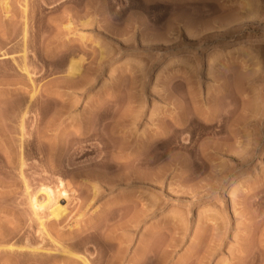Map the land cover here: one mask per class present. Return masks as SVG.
I'll return each instance as SVG.
<instances>
[{
    "label": "rangeland",
    "instance_id": "obj_1",
    "mask_svg": "<svg viewBox=\"0 0 264 264\" xmlns=\"http://www.w3.org/2000/svg\"><path fill=\"white\" fill-rule=\"evenodd\" d=\"M84 259L264 264V0H0V264Z\"/></svg>",
    "mask_w": 264,
    "mask_h": 264
},
{
    "label": "bare ground",
    "instance_id": "obj_2",
    "mask_svg": "<svg viewBox=\"0 0 264 264\" xmlns=\"http://www.w3.org/2000/svg\"><path fill=\"white\" fill-rule=\"evenodd\" d=\"M24 58L26 59V54L24 55ZM26 67H25L24 70L27 69ZM27 73H29V71ZM180 107H182V106H180ZM181 116H183V115H181ZM192 116H194V115H192ZM213 117H212V119H213ZM179 123H181V124L179 125ZM179 123H178L179 126L176 127L177 134H176V141H175V143H176L177 148H183V149L184 148H190L191 146H193L194 141L196 139L195 136L197 135L198 130H203V128H204V130H207L206 128L209 127V126L205 127L206 125H203L202 123L198 122L194 117H191L189 115L186 116L184 118V120L182 119V121L179 122ZM211 127H213V126H211ZM211 127H209V128H211ZM212 130H214V131H212L213 136L218 137L219 134H220L219 133L220 131H215L214 128ZM184 132H187L190 135L188 137L189 138V142L186 143L185 145L181 142V137H182L181 135H183ZM62 185L63 184L61 183L60 186L63 187ZM60 186L58 185V187H56V189L55 188L53 189L52 187L47 186V185L41 186L40 193L42 191L46 195V198L43 201H40L39 198H37V196H32L31 197V206L34 209L36 215L37 214L39 215L40 211L45 209V210H48L49 211V216L50 217H54L56 219H59L61 216H63V214L65 213L66 209L59 205V203H58V200L59 199L58 198H59V196H63V195L66 196L68 194H67V191L65 189H62ZM33 195H37V193L36 194H33ZM41 217L42 216L40 215V217H39L40 222H41V220H43ZM41 226L43 227L41 229H43L47 233V229L45 228V225H44V222L43 221H42ZM45 232H43V233H45ZM47 236L50 238V236L48 235V233H47ZM50 239H52V238H50ZM32 249L35 250V251H37V250L39 251L40 248L38 249V248H35V247L33 248L32 247ZM61 249H62L61 251H63V253L70 254V255L73 254V252H71L70 250H68V248H66L64 246H62ZM84 260H85V263L86 264H90L88 262V260H86V259H84Z\"/></svg>",
    "mask_w": 264,
    "mask_h": 264
}]
</instances>
